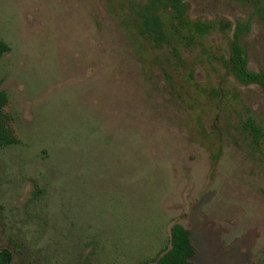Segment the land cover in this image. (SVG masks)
I'll return each mask as SVG.
<instances>
[{"label":"rangeland","instance_id":"rangeland-1","mask_svg":"<svg viewBox=\"0 0 264 264\" xmlns=\"http://www.w3.org/2000/svg\"><path fill=\"white\" fill-rule=\"evenodd\" d=\"M186 1L193 19L251 18L249 67L264 68L252 4ZM112 3L0 0L11 46L0 90L19 138L0 147V251L10 264H141L181 222L193 264H264V150L227 109L245 104L264 125L262 88L198 66L208 89L228 90L221 102L182 79L183 99L173 95L159 67L148 78ZM210 39L227 46L223 34Z\"/></svg>","mask_w":264,"mask_h":264},{"label":"trees","instance_id":"trees-1","mask_svg":"<svg viewBox=\"0 0 264 264\" xmlns=\"http://www.w3.org/2000/svg\"><path fill=\"white\" fill-rule=\"evenodd\" d=\"M116 1V0H114ZM252 4L254 12L264 18V0H238ZM116 7L121 24L132 44L148 78L154 75V67H159L167 80L170 92L183 99L179 87L185 88L178 80L182 79L196 88L202 96L221 102L228 90L213 86L211 89L200 82L196 68L216 70L219 65L225 75L232 76L245 85L257 84L264 95V68L254 70L249 67V56L244 38L252 30L251 18H237L231 21L217 17L213 20L193 19L189 15L186 0H117ZM220 33L227 37V46L216 47L210 37ZM11 46L0 39V58ZM186 89V88H185ZM235 96H238L235 94ZM9 101L7 91L0 90V147L16 144L19 138L9 124V115L4 107ZM233 106V103L229 104ZM237 110V129L253 152L263 151L264 125L252 109L240 104L231 109ZM203 128V122L199 120ZM204 129V128H203ZM205 133V132H204ZM196 245L192 231L181 222L171 228L170 245L149 262L141 264H193ZM12 253L0 251V264H10ZM252 264H261L254 262Z\"/></svg>","mask_w":264,"mask_h":264}]
</instances>
